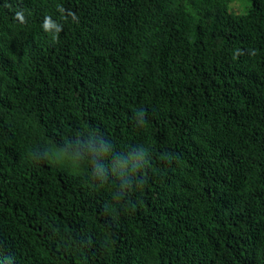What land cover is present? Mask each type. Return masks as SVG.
<instances>
[{"label":"trees","instance_id":"1","mask_svg":"<svg viewBox=\"0 0 264 264\" xmlns=\"http://www.w3.org/2000/svg\"><path fill=\"white\" fill-rule=\"evenodd\" d=\"M0 264H264V0H0Z\"/></svg>","mask_w":264,"mask_h":264},{"label":"clouds","instance_id":"2","mask_svg":"<svg viewBox=\"0 0 264 264\" xmlns=\"http://www.w3.org/2000/svg\"><path fill=\"white\" fill-rule=\"evenodd\" d=\"M60 11L63 12V8L60 9ZM70 15L72 16L73 20H77L78 18L76 17L75 13H70ZM17 17L20 18L21 20H23V16L21 13H17ZM52 22H51V18L50 17H46L43 23V28L45 31H49L52 28ZM60 31H62V26L59 25L56 28V33H59Z\"/></svg>","mask_w":264,"mask_h":264},{"label":"rangeland","instance_id":"3","mask_svg":"<svg viewBox=\"0 0 264 264\" xmlns=\"http://www.w3.org/2000/svg\"><path fill=\"white\" fill-rule=\"evenodd\" d=\"M230 10L234 11V12H239L240 8L237 5H230L229 7Z\"/></svg>","mask_w":264,"mask_h":264}]
</instances>
